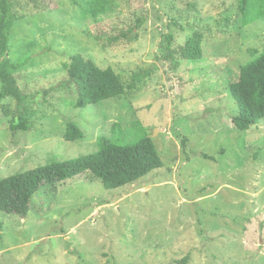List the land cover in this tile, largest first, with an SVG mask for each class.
I'll return each instance as SVG.
<instances>
[{"label":"rangeland","instance_id":"1","mask_svg":"<svg viewBox=\"0 0 264 264\" xmlns=\"http://www.w3.org/2000/svg\"><path fill=\"white\" fill-rule=\"evenodd\" d=\"M20 1L8 53L25 63L13 74L33 114L28 130L13 131L18 102L0 101V178L95 152L103 137L146 133L164 166L117 188L90 173L43 185L27 216L0 211V264H177L187 255V264H264V118L235 128L230 90L264 51V0H249L247 19L240 0ZM196 30L202 59L169 56ZM76 53L128 85L139 70L152 74L140 89L77 108L64 67ZM68 119L84 139L66 140Z\"/></svg>","mask_w":264,"mask_h":264},{"label":"trees","instance_id":"2","mask_svg":"<svg viewBox=\"0 0 264 264\" xmlns=\"http://www.w3.org/2000/svg\"><path fill=\"white\" fill-rule=\"evenodd\" d=\"M192 6L195 7V4ZM22 9L20 0H0V101L12 98L18 102V115L11 120L13 131L28 130L33 114L30 97L21 89L13 74L14 69L25 63H14L8 53L12 29L25 16ZM240 11L244 19L250 16L249 0H240ZM172 38L170 35L169 39ZM119 39V36L110 37L112 42ZM203 41L204 33L196 30L184 45L171 49L169 56L179 54L186 60L202 59ZM253 51L258 53L257 49ZM64 67L68 72V82L76 87L74 105L77 108L98 105L102 101L123 96L129 90L140 89L137 83H145L152 74L151 69L139 70L132 75L129 81L132 84L128 85L114 67H101L82 53L72 55ZM230 90L237 105L236 113L232 116L233 125L241 131L249 130L264 118V51L241 66L239 78L230 83ZM64 136L68 141H76L84 139L86 133L77 122L68 119ZM102 140L100 149L95 152L0 178V211L25 217L29 213L32 197L43 185L82 173H90L93 180H100L107 188H117L137 182L154 169L164 166L161 152L147 133L126 142H116L108 137ZM203 157L214 159L207 153ZM0 227L1 241L4 237L3 223ZM189 259L187 255L177 264H187Z\"/></svg>","mask_w":264,"mask_h":264}]
</instances>
